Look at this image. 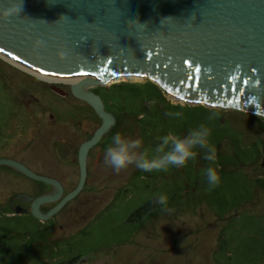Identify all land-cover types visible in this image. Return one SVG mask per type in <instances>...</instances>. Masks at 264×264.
Instances as JSON below:
<instances>
[{
	"label": "rangeland",
	"instance_id": "rangeland-1",
	"mask_svg": "<svg viewBox=\"0 0 264 264\" xmlns=\"http://www.w3.org/2000/svg\"><path fill=\"white\" fill-rule=\"evenodd\" d=\"M0 62L15 63L1 53ZM9 79L22 85L18 76ZM56 82L65 91L73 88V81ZM119 83L142 88L144 105L141 93L118 97ZM27 84L30 90L25 94L32 102L37 96V104L51 102L55 110L66 113L59 131L66 140L83 137L82 125L71 119L82 109L75 107L72 99L51 90L53 94L49 87L45 93L33 81ZM102 85L91 83L85 89ZM109 85H115L111 92L115 101L129 113L139 114L128 115L124 119L128 127H114L113 134L140 139L141 150L149 158L155 155L159 137H183L201 124L208 127L209 143L217 150L212 166L219 183L208 185L202 175L208 162L199 155L185 166L166 172L149 173L129 166L116 173L105 160L111 135L108 146L92 150L84 191L47 219L37 221L16 208L2 207L7 191H31L36 196L33 184L0 182V234L10 237V251L0 253V264H264V114L174 99L149 75L142 80L109 81ZM19 91L16 95L24 98V92ZM176 111L183 115H166ZM214 113L215 118L209 119ZM83 121L88 124L87 117ZM42 131V139L32 143L27 158L37 169L55 162L52 146L63 138L54 129L44 127ZM72 165L64 164L62 174L69 189L78 182ZM27 193H15V203L23 205V199L31 195ZM161 195L167 197L171 212H162L155 203ZM145 206H150L149 210L145 211Z\"/></svg>",
	"mask_w": 264,
	"mask_h": 264
},
{
	"label": "water",
	"instance_id": "water-1",
	"mask_svg": "<svg viewBox=\"0 0 264 264\" xmlns=\"http://www.w3.org/2000/svg\"><path fill=\"white\" fill-rule=\"evenodd\" d=\"M16 2L0 0V49L35 69L85 74L92 84L105 85L115 73L149 75L184 101L264 114V0H23L21 14L3 18V10ZM38 39L43 48L34 46ZM61 51L64 58L58 56ZM71 83L104 124L80 150L76 189L49 214L38 209L47 198L34 202L33 213L41 219L84 188L88 151L110 126L101 96ZM52 88L67 93L58 85ZM11 162L36 179L59 183Z\"/></svg>",
	"mask_w": 264,
	"mask_h": 264
},
{
	"label": "flooded vegetation",
	"instance_id": "flooded-vegetation-1",
	"mask_svg": "<svg viewBox=\"0 0 264 264\" xmlns=\"http://www.w3.org/2000/svg\"><path fill=\"white\" fill-rule=\"evenodd\" d=\"M20 66L10 63L4 64L0 62V182L10 184L12 183V181L14 182V180H16L21 182V184L25 183L23 184L24 186L27 183H31L35 187L33 190L35 191L36 196L32 195L31 191H7V195L5 196L3 201H1V204L2 207L7 210L16 208L18 209V211L20 210L19 212L26 213L30 215L31 218H34V220L40 221L41 219L35 216L33 213L35 200L40 197L47 198V201H44L38 207V209H40L42 213H47L51 209H55L63 201V199L78 186L81 179V168L79 161L80 150L87 141L93 138L97 130L104 124V118L97 112V110L92 106L91 103H89L86 99L77 96L73 92V89H66L67 93L65 95L62 94V97L72 99V103L74 104V106L82 109H77L78 111L71 115V119L74 120V123L82 125L83 130V132H81L83 136L82 138L66 140L62 136V134L59 133V131L65 124L66 117L64 115L66 113L55 110L52 107L53 105L50 104L51 102L37 104V102L35 101L40 100L37 96L34 97L36 99L34 102H32V98L25 94V91L30 90L27 84L29 81L37 83L39 89H41L45 93L49 90V87L50 91L52 90L53 92L59 94L58 91L56 92L52 88V84L56 83L55 85L58 86L59 84H57L56 81H54V83L47 81L46 79H43L37 75L34 76V74H32L30 71L24 69L26 67L22 66L24 67L22 68ZM10 76H18V78L22 80V85L17 86L16 83H13V81H11V84L9 79ZM71 86L72 83L70 87ZM102 86L103 87L101 88H91L88 91H92L101 96L105 110L111 114V117L109 118V124L111 127L109 130L103 133L99 141L91 146L88 151L87 180L90 174L89 163L92 157V150L96 149L97 147L108 146V143H110L109 137L111 135H114L112 132L114 127L119 126L122 128H126L127 124H125L124 119H126V117L130 115V113L122 107V104L113 99L114 97H112L111 92L115 85H109L108 87L106 85ZM120 86H123V84H116V87ZM20 87L22 88L21 91H19V89H21ZM17 90L20 93L24 92V98L22 96L16 95ZM62 97H58V99H62ZM79 115H83L82 118H79ZM138 115L139 114H132L130 116L137 117ZM86 117L88 121L87 125L83 121V118ZM44 127L54 129L57 132L58 137H63L64 139L61 138L62 140H59L58 143H54V145L52 146L53 150L56 151L55 162H53L48 167L44 164L40 167V169H37L33 167V165H31L32 163H30L27 158L30 155L29 149L30 146H32V143L38 142L42 139L40 133L43 132L42 130ZM131 128L134 129V125H131ZM79 140H82L81 143H79ZM11 160L18 161L25 166H28L37 174L56 179L59 183L63 184L62 193L59 183H52L36 179L27 174L22 168L12 163ZM67 163L73 164V172L78 179L76 186H72V188L70 189L66 185V181L62 177V174L64 173V164ZM69 180L72 181L71 179ZM85 188L86 184L80 192H83ZM26 192H30L27 194L31 195L23 199V205H21V203L20 205H17V203H15L17 201L15 193L25 194ZM78 195H76L69 201L74 200ZM68 203L69 202H67V204ZM67 204H65V206Z\"/></svg>",
	"mask_w": 264,
	"mask_h": 264
},
{
	"label": "clouds",
	"instance_id": "clouds-1",
	"mask_svg": "<svg viewBox=\"0 0 264 264\" xmlns=\"http://www.w3.org/2000/svg\"><path fill=\"white\" fill-rule=\"evenodd\" d=\"M23 0L12 3L11 6L3 10V18L7 19L13 15H19L23 11ZM36 48H43L44 41L37 40L34 45ZM65 52L58 53L60 58H64ZM169 117H181L183 112H167ZM215 113L209 119L215 118ZM211 130L201 124L196 128L190 129L183 137H175L166 134L159 137V144L155 148V155L148 157L146 151L141 150V140L123 136L117 132L112 137L111 144L105 152L106 162L114 169L116 173L129 166H134L144 172H166L171 167H183L188 161L195 159L198 155L204 161L208 162L207 166L202 169V175L206 178L210 187L219 183L217 170L212 166L216 160L217 150L209 143ZM155 203L160 205L162 212H171L167 197L164 195L156 198Z\"/></svg>",
	"mask_w": 264,
	"mask_h": 264
},
{
	"label": "bare ground",
	"instance_id": "bare-ground-1",
	"mask_svg": "<svg viewBox=\"0 0 264 264\" xmlns=\"http://www.w3.org/2000/svg\"><path fill=\"white\" fill-rule=\"evenodd\" d=\"M0 53L2 55H4L5 57H7L8 59H10L11 61L15 62V63H18L32 71H35L36 73L44 76V77H47V78H51V79H57V80H70V81H73V82H79V83H82V85L84 87H87L89 84H91L92 82L91 81H88L87 80V77L85 74L83 75H77V76H63V75H56V74H51V73H47V72H44V71H41V70H38V69H35L15 58H13L12 56L4 53L3 51H0ZM96 75H98L99 77L101 78H104L106 76V74L104 73H94ZM144 78V75H141V74H129V73H115L109 80L108 82H116V81H120V80H139V79H143ZM172 97L174 99H179L178 97H175L172 95Z\"/></svg>",
	"mask_w": 264,
	"mask_h": 264
},
{
	"label": "trees",
	"instance_id": "trees-1",
	"mask_svg": "<svg viewBox=\"0 0 264 264\" xmlns=\"http://www.w3.org/2000/svg\"><path fill=\"white\" fill-rule=\"evenodd\" d=\"M119 96L123 97L125 95H129V96H133L135 97V95L141 93V102H142V105H144V93H143V89L138 87V86H134L132 84H126V85H123V86H120V90H119ZM123 93V94H122ZM125 109V108H124ZM132 114H135L134 112L133 113H130V115ZM143 115V114H141ZM151 204V203H149ZM150 206L147 207H143V209L146 210H149ZM9 240H10V237L7 235V234H0V253H7L10 251V245H9Z\"/></svg>",
	"mask_w": 264,
	"mask_h": 264
},
{
	"label": "snow or ice",
	"instance_id": "snow-or-ice-1",
	"mask_svg": "<svg viewBox=\"0 0 264 264\" xmlns=\"http://www.w3.org/2000/svg\"><path fill=\"white\" fill-rule=\"evenodd\" d=\"M0 51H2V49H0ZM195 71H196V72H199L200 69H199V68H196Z\"/></svg>",
	"mask_w": 264,
	"mask_h": 264
}]
</instances>
